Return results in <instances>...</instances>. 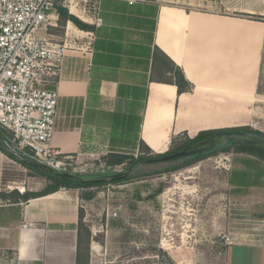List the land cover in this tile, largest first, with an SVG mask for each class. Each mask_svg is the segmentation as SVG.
Instances as JSON below:
<instances>
[{
	"label": "crops",
	"instance_id": "0c3cea01",
	"mask_svg": "<svg viewBox=\"0 0 264 264\" xmlns=\"http://www.w3.org/2000/svg\"><path fill=\"white\" fill-rule=\"evenodd\" d=\"M66 4L69 14L91 28L80 30L68 21L59 39L71 48L49 87L58 92L54 151L80 159L114 153L136 158L144 145L164 154L183 134L192 138L203 130L238 126L243 106L257 101L264 23L238 14H264L243 0ZM57 19L52 14V27ZM175 69L191 84L189 92L178 93ZM253 161L237 170L251 175L248 180L229 176L233 193L264 185V167L253 172ZM241 198L238 207L246 212L238 217L233 210L235 224L224 234L234 239L229 247L254 250L264 232L247 211L257 198ZM81 202L80 190L62 188L27 202L0 203V263L76 264Z\"/></svg>",
	"mask_w": 264,
	"mask_h": 264
},
{
	"label": "rangeland",
	"instance_id": "374dc122",
	"mask_svg": "<svg viewBox=\"0 0 264 264\" xmlns=\"http://www.w3.org/2000/svg\"><path fill=\"white\" fill-rule=\"evenodd\" d=\"M243 4L264 14V0H243ZM238 15L253 23H264V16ZM65 24L57 19L54 27L40 33L50 41L59 42ZM255 85L257 101L243 106V116L236 123L239 125L230 128L247 127L264 134V44ZM244 139L219 137L216 155L188 160L186 166L173 171L167 170L182 166L184 158L132 167L128 164L120 167L121 173L111 172L101 159L72 163L69 174L102 183L97 188L80 190L82 195L93 194L90 200L81 202L84 215L81 264H264V236L251 247L254 250L226 246L220 238L226 226L235 224L229 217L233 210L238 217L245 214L238 207L245 194L248 198H257L247 215L252 221H258L262 225L260 231L264 232V185L239 194L233 193L228 183L230 175L231 180L241 182L251 177L237 171L247 166V160H254L252 171L255 173L264 163L220 149L230 140ZM183 140H178L174 148ZM109 176L128 179L114 183L106 178ZM49 184L46 178L0 151V191L42 190ZM111 213L117 216H109Z\"/></svg>",
	"mask_w": 264,
	"mask_h": 264
},
{
	"label": "built area",
	"instance_id": "2783aa9c",
	"mask_svg": "<svg viewBox=\"0 0 264 264\" xmlns=\"http://www.w3.org/2000/svg\"><path fill=\"white\" fill-rule=\"evenodd\" d=\"M66 3L70 0H0V127L10 132L13 146H8L19 157L69 174L72 163L83 159L50 147L58 92L49 87L55 85L71 46L50 41L40 33L53 26L52 14L58 18L56 6L67 8ZM120 167L108 169L121 173ZM220 238L226 246L234 244L230 234Z\"/></svg>",
	"mask_w": 264,
	"mask_h": 264
},
{
	"label": "trees",
	"instance_id": "16d2710c",
	"mask_svg": "<svg viewBox=\"0 0 264 264\" xmlns=\"http://www.w3.org/2000/svg\"><path fill=\"white\" fill-rule=\"evenodd\" d=\"M56 13L58 14V19L61 22H72L77 28L80 30H89L91 28L90 25L85 24L81 20H79L77 17L69 14L68 10L61 5L56 6ZM257 21V20H255ZM174 84L177 86L178 93H185L189 92L191 90V84L187 82L181 71L179 69L174 70ZM248 131H255L247 127H237V128H229L227 129H211V130H203L198 132L194 137L190 138L186 134H183L181 139H184L183 142L178 145L176 148H174V145L176 142L173 141V147L164 154H152L151 151L142 145L141 147V154H139L136 158L130 155L125 154H109L102 158V162L106 168H113L115 166H125L130 165V167L139 164V163H147L150 161H153L157 158H161L165 155L181 152V151H187L192 150L196 148H202L207 146H213L210 150L203 152L201 154H198L196 156L187 157L184 158V164L182 166H176L169 168L167 171H173L180 169L186 166L189 161L188 160H198L202 157H208V156H214L216 155L218 151V146H216V140L220 137L221 134H224L225 132H248ZM259 132V131H257ZM0 137L9 145L13 146L12 143V136L10 132L6 131L5 129L0 127ZM222 151L228 152L232 150L236 154H244L246 156L252 157L256 159L257 161H260L264 163V144L257 143L255 139L245 138L244 140H230L228 142L227 146H222L220 148ZM0 151L4 153V150L0 144ZM26 161H31L29 158H24ZM23 167L27 168L28 170H33L25 165V163H19ZM40 176H43L50 182L48 186L43 188L40 191L35 192H24L22 194L18 193L17 191H11V192H5L0 191V201H5L7 203H17V202H27L30 199H35L39 197H44L49 194L55 193L59 191L60 189L64 188L66 190L69 189H78V190H88L91 188H97L102 185L100 182L101 180H90V181H84V180H73L68 178H61L59 176H55L49 171L43 170V171H37L33 170ZM249 176V175H248ZM245 175V177H248ZM106 178H110L111 182L114 183H121L123 180L128 179V177L125 178H118L117 176H109ZM123 179V180H122ZM232 181V180H231ZM161 190H159L158 193H160ZM93 196L92 193L88 194H81V198L83 200H90ZM83 211L79 210V221H78V235H77V257H76V264H81V257H80V244H81V230L83 229Z\"/></svg>",
	"mask_w": 264,
	"mask_h": 264
},
{
	"label": "water",
	"instance_id": "95a60500",
	"mask_svg": "<svg viewBox=\"0 0 264 264\" xmlns=\"http://www.w3.org/2000/svg\"><path fill=\"white\" fill-rule=\"evenodd\" d=\"M224 136H240V137H244V138H250V139H255L257 143H261L264 144V134L261 132H257V131H248V132H228L225 134H221L220 137H224ZM0 144L3 148V150L12 158L14 159L16 162L18 163H25V165L33 170H37V171H43V170H50L45 166H42L41 164L34 162V161H26L25 159H22L21 157H19L17 154H15L14 152H12V150L10 149V147L8 146V144L0 137ZM213 146H207V147H202V148H196V149H192V150H187V151H181V152H176V153H172V154H168L165 155L161 158H157L153 161L147 162V163H165V162H172L175 160H179V159H183V158H187V157H192V156H196L198 154H201L203 152H206L208 150H210ZM50 173H52L55 176H59L61 178H68V179H73V180H81V178H79L78 176L72 175V174H68V173H58V172H54V171H49ZM119 178V177H118Z\"/></svg>",
	"mask_w": 264,
	"mask_h": 264
}]
</instances>
